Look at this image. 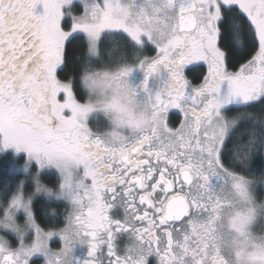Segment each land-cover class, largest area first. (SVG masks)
Masks as SVG:
<instances>
[{
	"label": "snow or ice",
	"instance_id": "1",
	"mask_svg": "<svg viewBox=\"0 0 264 264\" xmlns=\"http://www.w3.org/2000/svg\"><path fill=\"white\" fill-rule=\"evenodd\" d=\"M81 45L104 50L101 64L131 61L125 71L142 69L145 84L163 65L159 91L135 90L150 111L115 100L121 120L110 124L75 72L59 78ZM147 47L156 55H135ZM234 56L243 63L232 70ZM201 63L194 84L185 69ZM100 117L105 127L90 126ZM238 121L251 131L237 136ZM0 157L11 177L0 185V264H264V240L240 232L247 217L233 212L264 187V0H0ZM38 196L62 203V219L39 213Z\"/></svg>",
	"mask_w": 264,
	"mask_h": 264
},
{
	"label": "clouds",
	"instance_id": "2",
	"mask_svg": "<svg viewBox=\"0 0 264 264\" xmlns=\"http://www.w3.org/2000/svg\"><path fill=\"white\" fill-rule=\"evenodd\" d=\"M119 45L113 44L108 52L118 50ZM106 53L98 48L96 53H91L85 48L83 55V67L79 78L81 85L87 93L88 102L98 111H100L110 124L118 125L121 116L119 113L108 109L113 101L118 100L127 103L128 106L137 113H148L151 108V101L147 95H136V87L130 82L129 76L125 70L133 67L131 61H123L119 64L107 65L99 63V60ZM139 58L149 57L143 49L135 54ZM124 73L123 75L121 73ZM107 131V130H106ZM250 183H255L254 178H249ZM49 187H52L49 185ZM236 198L229 196L232 202ZM233 212H242L247 219L239 225V231L255 237L257 240H264V198L257 199L255 192H250V202L247 208H234ZM50 214H55L54 210ZM261 225V230L257 231V226Z\"/></svg>",
	"mask_w": 264,
	"mask_h": 264
},
{
	"label": "trees",
	"instance_id": "3",
	"mask_svg": "<svg viewBox=\"0 0 264 264\" xmlns=\"http://www.w3.org/2000/svg\"><path fill=\"white\" fill-rule=\"evenodd\" d=\"M110 47H111V45L108 46V48H110ZM222 47H224L226 49H232L233 46L227 39H224L222 41ZM84 51H85V48L83 45H81L78 49V55L82 59L79 62L73 61L71 56L68 57L67 66L64 68L63 71L58 72L59 78L65 79L69 72H75L76 75L79 77V74L81 71V65H83V63H84V60H83ZM153 51L154 50L152 47H147L144 49V52L147 55L151 54ZM120 54L121 53H120L119 49L114 50L110 53V55L112 57H118ZM233 60H234V64L232 65V70H235L236 68L239 67L240 63H243V59L239 58L238 56H234ZM199 69H197V70H199ZM204 71L205 70H203V68L200 71H197L196 77H198L197 78L198 80L200 79V76L204 73ZM77 93H78V95L81 96V98H83V93L80 92L79 87H77ZM260 107L261 106L258 105L255 108L250 109V111L252 113H254L257 116V118L261 117ZM232 115L235 116V115H237V113L234 112ZM238 125L239 126L237 127V136H242L245 132L251 131V125L248 122L238 121ZM238 142L243 143V140H240ZM256 166L258 168L264 166V159H261L258 157L256 160ZM8 168H9V157H0V185H2L4 181L11 179V177L9 176ZM45 179L47 180V182L49 184L55 183V180L52 177H46ZM255 179L259 180V176L255 177ZM257 191L260 195V198H264V187H258ZM36 208H37V211L41 214L45 211H47L50 214V211L54 210L55 214H61L60 215L61 219H62V214L64 212V205L62 203L52 202L51 204H47L46 199L44 197H37Z\"/></svg>",
	"mask_w": 264,
	"mask_h": 264
},
{
	"label": "flooded vegetation",
	"instance_id": "4",
	"mask_svg": "<svg viewBox=\"0 0 264 264\" xmlns=\"http://www.w3.org/2000/svg\"><path fill=\"white\" fill-rule=\"evenodd\" d=\"M156 52L153 51L151 54H149V57L155 56ZM200 68V69H199ZM203 68L204 73L200 76V79L198 80L196 77L197 71H200ZM199 69V70H197ZM206 74V67L201 63V66H188L185 69V76L186 78L191 81L192 83H199L203 79V75ZM168 78V72L167 69L164 68L163 65L159 66V70L150 76L147 77V81L145 84V76L144 72L140 70V72L136 75V80L133 83V85L138 89V90H143L146 88V90L150 94H155L157 91L161 89L162 84L167 80ZM183 119V115L181 113H178V110H172L169 113V119L168 123L170 127L176 128L179 127L180 122ZM94 129L96 127H105L106 126V121L103 117H100L99 119H93L91 122V125ZM127 236L126 234H118L116 243L119 246L118 251L120 253H123L124 251V246L127 243ZM54 248L60 247L59 242L57 241L55 244L52 245ZM87 253H88V247L87 245H81L77 244L74 248V255L81 260L87 258ZM42 264V262H40ZM148 264H156V257L152 256L148 260Z\"/></svg>",
	"mask_w": 264,
	"mask_h": 264
},
{
	"label": "rangeland",
	"instance_id": "5",
	"mask_svg": "<svg viewBox=\"0 0 264 264\" xmlns=\"http://www.w3.org/2000/svg\"><path fill=\"white\" fill-rule=\"evenodd\" d=\"M140 68H134L133 71L130 73V76H129V79H130V82L133 84L136 80V75L140 72ZM38 197H41V196H38ZM261 230V225H258L257 226V231H260Z\"/></svg>",
	"mask_w": 264,
	"mask_h": 264
}]
</instances>
